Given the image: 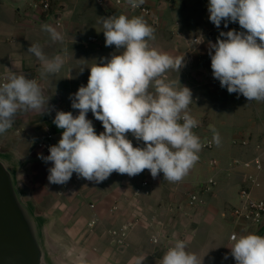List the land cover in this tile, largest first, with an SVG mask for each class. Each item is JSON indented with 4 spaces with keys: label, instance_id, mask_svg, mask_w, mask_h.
Returning <instances> with one entry per match:
<instances>
[{
    "label": "crops",
    "instance_id": "0c3cea01",
    "mask_svg": "<svg viewBox=\"0 0 264 264\" xmlns=\"http://www.w3.org/2000/svg\"><path fill=\"white\" fill-rule=\"evenodd\" d=\"M18 1L0 0L1 4L9 7L13 26L6 28L0 22V83L5 82L9 70L34 79L41 72L43 78L39 85L53 97L60 96L59 108L75 110L71 107L70 94H74L81 85H87L89 68L95 62L99 63L100 58H110L111 55L103 50L105 37L102 32L92 34L91 31L83 39L82 31L99 22L100 18H92L93 13L107 17L103 11L113 0H64L59 3L58 11L51 16L55 17L52 25L65 37L62 42H53L49 34L42 30L44 23H35L39 15L30 7L33 0L26 3L30 2L27 13L34 14V18H26L22 23L15 11ZM145 3L156 9L160 19L157 25L153 18L142 16L155 28V40L150 41L151 46L172 56L185 55V67L179 73L170 70L165 77L175 81L177 88L182 85L191 89L194 102L189 106V112L201 122L200 127L204 117L198 116L207 115V129L193 131L202 144L213 137L211 127L220 134L219 145L213 142L212 149L202 148L198 162L188 175L179 182L171 183L164 179L163 173L154 179L145 169L134 177L113 172L99 184L78 179L76 174L65 185L50 184L47 177L52 164L38 158V154L47 156L50 153L42 151L36 143L45 140L52 146L61 138L62 130L53 123L55 110L50 115L35 111L19 112L6 136L16 146L14 152L23 161L22 168L29 171L26 177L31 179L28 184L31 194L44 216L50 219L52 233L54 228L59 227L61 233L75 236L78 243L76 249L85 264H140L144 256V264H159L166 250L157 248L153 239L161 233V242H169L171 246L177 239L188 241L189 251L201 258L205 255L204 264H235L230 255L227 260L223 259L226 253H230L229 239L233 232H253L264 236V223L254 226L237 221L231 215V209L240 203L239 190L249 173L257 174L261 181V187L253 192L254 196L264 199V102H248L242 95L229 94L213 77L206 59L211 61L209 42L215 43L221 31L242 29L238 23H229L228 28H224L223 22L218 29L209 20L208 0H145ZM111 7L115 15L127 14L131 17L122 7ZM19 10L21 8L18 7V16ZM57 20L60 26L56 24ZM28 31L31 34H27ZM89 37H94L96 42H89ZM91 43L94 44L93 49H89ZM172 43L175 44L171 47ZM31 44H39L50 58L63 55L67 49L59 76L44 74L41 62L27 52ZM195 72H201L203 78L200 81L192 77ZM45 99L52 106L53 98ZM222 111L228 112L222 115ZM87 118L93 124L102 125L91 112ZM241 140H247L248 144L242 145ZM133 146L144 145L135 139ZM258 156L263 163L260 173L232 166L235 160L248 161ZM212 160L218 164L211 166ZM21 177L23 179L24 175L21 174ZM209 179H214L216 184L206 190L205 184ZM144 182L147 185L143 186ZM137 190L140 193L136 194ZM191 193L200 195L204 201L202 207L192 208L189 205ZM229 214L234 225L224 235V250L220 251L213 232L226 228ZM114 231L126 233L122 245L115 241Z\"/></svg>",
    "mask_w": 264,
    "mask_h": 264
},
{
    "label": "clouds",
    "instance_id": "9594fccd",
    "mask_svg": "<svg viewBox=\"0 0 264 264\" xmlns=\"http://www.w3.org/2000/svg\"><path fill=\"white\" fill-rule=\"evenodd\" d=\"M144 2L127 0L133 9ZM207 10L218 29L222 22L224 28L238 23L242 29L221 31L215 43L209 42L213 77L229 94L264 102V0H208ZM101 23L105 47L114 45L116 52L95 62L89 68L87 85L70 94L71 107L78 115L55 110L36 79L9 70L0 83V134L13 127L21 111L50 115L55 110L53 123L62 130L61 138L49 146V155L38 154L44 163L52 164L47 177L50 184L65 185L73 174L99 184L113 172L134 177L145 169L154 179L163 173L165 180L179 182L198 162L204 146L193 131L199 121L189 112L194 102L191 89L180 82L177 88L175 81L165 77L168 71L179 73L185 67V55L172 56L152 47L155 28L142 16L114 14L101 17ZM41 27L53 42L64 40L51 24ZM27 52L41 62L44 74H56L65 64L67 49L51 58L39 44H31ZM89 112L104 131L97 134L87 118ZM211 131V142L219 145V132L214 127ZM129 133L144 146L134 147ZM230 242L224 260L230 255L235 264H264V236L233 232ZM204 257L177 239L159 264H204Z\"/></svg>",
    "mask_w": 264,
    "mask_h": 264
},
{
    "label": "water",
    "instance_id": "95a60500",
    "mask_svg": "<svg viewBox=\"0 0 264 264\" xmlns=\"http://www.w3.org/2000/svg\"><path fill=\"white\" fill-rule=\"evenodd\" d=\"M192 77L196 81L203 78L201 72L193 73ZM41 88L44 97L50 98L47 89ZM52 100L57 109L61 104L60 96ZM22 166L23 161L15 155L14 149L0 151V264H74L67 258L70 251L72 256L76 252L73 261L81 264L77 245L69 244L67 250L70 251L65 252L48 238L49 234L59 233L70 240L71 234L61 233L59 227L52 233L50 219L44 216L31 194L28 185L31 179L26 177L29 171Z\"/></svg>",
    "mask_w": 264,
    "mask_h": 264
},
{
    "label": "built area",
    "instance_id": "2783aa9c",
    "mask_svg": "<svg viewBox=\"0 0 264 264\" xmlns=\"http://www.w3.org/2000/svg\"><path fill=\"white\" fill-rule=\"evenodd\" d=\"M159 1L164 2V0H159ZM116 4L122 7L127 12L129 11L136 12L141 16L153 18L154 22L157 25L159 24L160 19L159 16L156 14L157 13L156 9H154L152 6L148 5L145 2L143 5L135 9H133L127 2L123 0H116ZM30 6L32 7V9L35 10V12L38 13V15L41 16L44 13L49 12L50 0H34ZM56 24L58 26L61 25L59 20L56 21ZM88 41L94 43L96 42V39L94 37H89ZM55 110L67 111L59 107ZM71 112L73 113L74 116L78 115V110H72ZM200 123L201 122L199 121V126L195 129H198L200 127L201 125ZM94 127L97 134L104 131L103 126L100 124H94ZM127 136L130 140H132L133 143H135V139L130 135V133L127 134ZM47 138L50 139L51 136L48 135ZM211 141H212L211 139H206L205 142L203 143L204 145L203 148L207 150L212 149L214 147V143ZM240 143L242 145H247L248 141L241 140ZM40 145L43 146V143L41 142ZM49 146L50 143H46V147ZM257 148L259 149L261 148V146H257ZM210 164L211 166H216L218 162L216 160H212ZM232 166L240 167L246 170L254 169L256 170L257 173H260L263 170V163L261 161L260 156L256 157L253 160H248V161L235 160ZM215 184L216 183L214 179H209L205 184V189L209 190L210 186H213ZM145 185H147V182L143 183V186ZM260 187H261V181L259 180L258 175L249 173L246 177L245 184L239 190L240 203L231 209V215L235 220L244 221L254 226H261L264 223V199L257 198L253 194L254 190ZM138 193H140V190L136 191V194ZM189 205L192 208H198L200 206L202 207L204 205V201L200 198L199 194L191 193L189 195ZM112 235L115 237V241H117L118 244L122 245V243L124 242V238L126 237V233L125 232L117 233L114 231L112 232ZM160 237H162V233L154 237L153 239L154 245L161 250H167V248L170 247L171 245L169 244V242L162 243Z\"/></svg>",
    "mask_w": 264,
    "mask_h": 264
},
{
    "label": "rangeland",
    "instance_id": "374dc122",
    "mask_svg": "<svg viewBox=\"0 0 264 264\" xmlns=\"http://www.w3.org/2000/svg\"><path fill=\"white\" fill-rule=\"evenodd\" d=\"M26 1H29V0H19L18 1L19 5L16 6V8H15L16 15H17V17H19V19L22 21V23H23L24 19H26V18H31V19L34 18L33 17L34 14L32 15L30 13H27L28 11H30V8H29L30 2L29 3H26ZM62 1H64V0H50V10H49V12L48 13H44L41 16L39 15L36 18V20H35L36 22L35 23L38 24V25H41L43 23L44 24L47 23V24H51V25L53 24L54 25V23H55V17L54 16H51V15H53L55 12L58 11V5ZM123 1H126V0H123ZM111 6H117V7H119L116 4V0H113L111 2V5L109 7H106V10L103 11L107 16L108 15L109 16L110 15H114ZM18 7L21 8V10H19L20 16H18V12H17V8ZM128 13L131 16H141V15L137 14L136 12H130L129 11ZM44 16H47V17L44 18ZM92 18H100V19H99V22L93 23L92 24V27L85 28L82 31V35L81 36H82L83 39H86L88 37V35L91 33V31H92V34H96L98 32H102L103 31L100 14H96L95 15V13H93L92 14ZM11 20H12V14H11V12H9V7H7L6 5H3V4L0 3V22L3 23L6 28H8V27L11 28V27H13V26H11V22H10ZM28 33H30V32L28 31L27 34ZM102 34H103V32H102ZM170 36L172 37L173 35H170ZM189 37L192 38L193 35H189ZM174 44L172 43L171 44V47L174 46ZM93 47H94V44L93 43L89 44V49H93ZM171 47H170V49H171ZM103 50H105L108 54H113V53L116 52V49H115V46L114 45L111 46V47H105L104 46V49ZM48 52L50 53L51 51H48ZM206 61L209 62L210 66H211V61L209 59H206ZM206 64H208V63H206ZM51 75L57 77V76L60 75V73L51 74ZM35 78L37 79V82L39 84L41 82V79L43 78L41 76V72H39L37 75H35ZM167 80H169V79H167ZM50 96H51L50 98H53V95L50 94ZM227 112L228 111H222V115L225 114V113H227ZM230 112L234 113V110H231ZM52 113H53V111H52ZM55 114L56 113H54V115ZM219 116H221V115H219ZM198 117H201V118L204 117V118H202V120H203V126L202 127H199L200 129L203 128L202 129V132H203V131H205V128L207 129L208 122H207L206 119H208V118H207V115L206 114H203L202 116H198ZM11 130L12 129H9L8 131H11ZM6 133H7V131L4 134H0V151H12L13 149L16 148V146L12 144L13 142L11 141V139L6 136ZM210 139H212V138H210ZM41 142L43 143V146L40 145ZM36 144H37V146L42 151L48 150L47 147H45V144H46V141L45 140H39ZM226 219H227V222L225 224L226 228H223L221 231H218V232H213V235L215 237V243L218 246V248L220 249V251L222 249L224 250V245H225L224 235L227 232H230L233 229V225H234L233 218H231V215L230 214H229V216ZM67 237H68L67 235H63L62 236L59 233H54L53 235H51V234L48 235V238L50 239V241L54 245L63 248V250L65 252L70 251V250H67L69 244L70 245H73V246L77 245L76 238H74L75 236L73 237L72 235H70L69 236L71 238L70 240ZM186 243H187V246H188V241H186ZM71 253H72V251H70L69 256L67 258L70 260V262L76 264V261H73V258L76 256V252H74V256H72Z\"/></svg>",
    "mask_w": 264,
    "mask_h": 264
}]
</instances>
